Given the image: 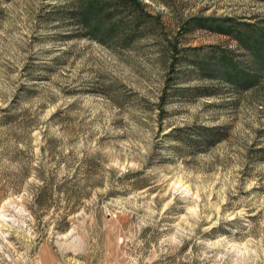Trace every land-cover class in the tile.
I'll return each mask as SVG.
<instances>
[{
	"label": "rangeland",
	"instance_id": "1",
	"mask_svg": "<svg viewBox=\"0 0 264 264\" xmlns=\"http://www.w3.org/2000/svg\"><path fill=\"white\" fill-rule=\"evenodd\" d=\"M73 1L0 0V264H264V0L107 44Z\"/></svg>",
	"mask_w": 264,
	"mask_h": 264
},
{
	"label": "trees",
	"instance_id": "2",
	"mask_svg": "<svg viewBox=\"0 0 264 264\" xmlns=\"http://www.w3.org/2000/svg\"><path fill=\"white\" fill-rule=\"evenodd\" d=\"M70 10L75 25L82 26L102 44L121 40L126 42L128 38L129 40L135 39L137 36L144 35L152 20L160 21V19L146 11V6L140 0H115L114 3H109V5L106 0H74ZM125 10H129L127 11L129 24H125L122 19ZM201 26L204 25L201 23ZM254 33V31H251V35L241 34L235 38L242 49L250 51L257 58L259 55L264 54V32L261 35H256L257 38L253 36ZM169 51L172 56L177 53L178 42L176 39L169 45ZM229 64L227 68L230 73H226L229 76V79L227 78L229 81L239 82L240 84L250 83L247 81V77L241 78L236 65L230 62Z\"/></svg>",
	"mask_w": 264,
	"mask_h": 264
}]
</instances>
